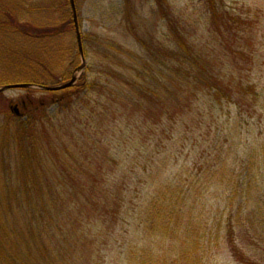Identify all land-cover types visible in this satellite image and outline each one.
I'll return each instance as SVG.
<instances>
[{"label": "trees", "instance_id": "16d2710c", "mask_svg": "<svg viewBox=\"0 0 264 264\" xmlns=\"http://www.w3.org/2000/svg\"><path fill=\"white\" fill-rule=\"evenodd\" d=\"M121 1L119 31L144 56L114 40L81 34L84 57V43L101 50L99 70L83 69L73 86L45 91L60 94L45 106L57 104L53 118L62 123L40 153L22 144L34 140L25 133L35 126L29 112L21 115L23 127L29 126L19 144L0 142V264H216L221 245L230 248L228 258L236 264H252L249 258L260 263L264 117L252 115L250 101L264 83V55L254 62L264 47L256 41L259 29L248 22L253 13L203 0L213 44L208 40L199 51L190 46L167 14L169 44L153 51L134 23L136 6ZM155 4L165 14L162 3ZM262 19L260 25L264 13ZM67 36L76 41L68 0H0V69L9 72L0 75V87L68 82L72 72L63 67L72 68L78 50L53 48ZM259 72L255 85L251 76ZM224 107H236L246 118H235L229 129ZM220 110L225 120L216 117ZM99 113L109 130L105 147L88 130L87 122ZM184 154L178 168L172 157ZM158 162L167 163L164 173L171 176L178 169L193 172L195 183L164 179ZM85 219L88 234L81 228ZM109 241L117 248L108 252Z\"/></svg>", "mask_w": 264, "mask_h": 264}, {"label": "rangeland", "instance_id": "374dc122", "mask_svg": "<svg viewBox=\"0 0 264 264\" xmlns=\"http://www.w3.org/2000/svg\"><path fill=\"white\" fill-rule=\"evenodd\" d=\"M58 2L60 3L61 0H58ZM74 2L76 7L77 22L82 35H84V33H88L89 36L94 35L95 37L97 36L105 37L107 41L114 40L119 44H121L122 46H124L125 50L134 52L137 58H139L140 55L144 56V52L140 51L137 46L133 45V43L130 40V37H123L121 33L122 30L119 31L118 22L121 20V16H119L118 13H120L121 5H122L121 0H74ZM155 2L156 0H132V3H134V6H136V9L138 11L134 23L135 24L139 23V26L141 27V32H146L145 41L146 42H149L148 40L151 41L150 48L153 49V51L157 47H162L160 43H162L164 46L169 44V40L167 39L169 34L168 27L165 26V21H164L166 20L164 19L165 18L164 16H167V14L170 17H172L171 19L168 16L171 23H173L176 26V28L179 29L181 38L186 39L190 46L191 45L194 46V44L199 46L198 48L199 51L201 45L204 42L209 40L210 43L209 45L213 44L211 42V37L215 36L216 34L213 32L210 22L208 21L209 17L206 13L205 4L203 0H159V7H161V3H162L165 14H162L157 4H155L154 6ZM223 2L227 4L226 7L232 8V9L227 8L231 10L230 12L232 11L238 12L241 8H243L245 11L249 10L251 13H253V18L249 17L248 22L251 23L252 26H256L257 29H259L256 30L257 33L256 41L259 47L260 46L264 47V43H262V40L264 39L262 38L264 35V22L262 21V24L260 25V20H263L262 18L264 13V0H223ZM260 15L262 18H260ZM52 19L53 18H51V21ZM58 20L59 22L64 21L65 23H68V21L62 18H58ZM261 26L263 28H261ZM92 39H90V41ZM72 42H74V44ZM20 44L23 46L27 43L20 42ZM53 45H54L53 48H57L58 46L61 45V47H66V49H71L74 46V49L72 50V54L76 53L77 50L76 41L74 38L71 41L70 36H67V39L61 42L53 43ZM82 45H83V49L87 54V57H84L85 59L84 70L87 73L90 69L93 68V70L91 71L96 72V70L99 69L95 65L96 62L95 60L97 56L103 57L101 50L100 51L96 50L95 47H93L92 44L90 43H84ZM32 47L33 49H35L34 46ZM257 48L255 47V50H257ZM3 49H5V47L0 48V50ZM261 51L262 49L258 54L259 55L258 58L254 61L257 65L258 62L261 63L262 57L264 55V51L262 52ZM72 54L68 53L66 54L65 57L69 58L71 57ZM20 56L23 55L21 54ZM139 59H137V61H139ZM81 64H82V59L80 57H77L75 58L72 68H70L72 64H69L64 66L63 69L68 73L71 72L73 73V71L76 68H78ZM84 70L82 72L77 73L76 76L81 77L83 75ZM121 70H123V67L121 68ZM257 70H260V68H257ZM3 72L9 73L8 71H3L0 69V75H2ZM121 72L122 73L125 72L128 74V71H121ZM262 73H264V69ZM261 75L262 74L260 72L257 73L256 75L252 73L251 77L252 79H254L253 84L258 85V81ZM92 77L94 78L95 74L92 75ZM246 85H248V83H246L244 86ZM51 87H56V85L55 86L53 85ZM254 94L256 95V100L250 101L251 105H253L252 115L253 116L256 115L255 117L258 118L260 116L264 117V83L262 81H261V87L257 88ZM57 96H55L56 97L55 98L51 94H47L45 91H41L33 88L29 90L21 89V90H8L2 92L0 94V142L7 140L9 142H12L11 143L12 145H15V143L17 145L19 144L17 141L19 140L20 135H23V131L27 130L28 129L27 127L29 126L28 125L23 127V123L25 122L24 121L25 117H21V115L24 112H29L28 114L30 115L29 116L30 119L34 120V123H30V124L32 126L34 125L35 126L34 127L30 126L25 133L27 137L28 136L34 137V140L31 142V140L27 139L28 144H25L24 142H22V144L24 148L25 146L28 148L29 152H31L32 150L31 146L33 148H36L37 154H39L40 153L39 147L41 146L42 143H46L48 136L51 134L52 128L53 130H55V128H58L60 123H62L60 121H56V119L53 118L59 106L57 104H52V106L50 107L45 106V104L50 100L57 101L58 99ZM14 106L19 112L18 115H15L12 111V108H14ZM73 110H74L73 114L77 115L76 108L75 109L73 108ZM223 111L225 114L226 113L230 114L228 115L229 123H230L228 126L229 129H231V124L235 123V118L240 121H241L240 117L246 118L245 114L244 116L238 115V110L236 107L235 108L224 107ZM223 111L220 110V113H217L216 117L217 115H221L222 120H225L226 116H224ZM14 115L17 118L12 117ZM97 116L98 117L96 118L95 122H91L89 120L87 123L89 125L88 130H90V133L92 134L91 136L92 139L97 143L101 144L104 143L105 135H107L109 130H106V128L104 130V124H103L104 121H102L103 119L101 118L100 113ZM213 140L216 142L214 138ZM102 146L105 147V143ZM112 152L114 153V150H112ZM185 155L186 154L182 155L181 157H175V156L172 157V163L177 165L178 168L181 167L180 165L185 163V160H183V157L185 158ZM167 160L168 161L170 160L169 155L167 157ZM129 163L132 165V162ZM158 163L162 165L161 167H163V169L159 170V173L164 175V179L168 178L170 180L172 179L178 181L183 180L188 186H192L193 183H195V181L193 180L194 177L193 172L186 175L188 170L178 169V172H175L174 176H171L168 170L164 173L167 163L165 162L164 163L158 162ZM71 164L75 167L80 165L78 163L74 164V162ZM100 166L101 165L99 164L98 167ZM95 175H98V173L96 172ZM104 179H105L104 177L102 178V177H93V176L89 178V180L92 181L94 180L95 182L96 181L100 182ZM68 196L70 197L71 195L69 194ZM89 222L90 220L88 219L83 220L82 223L83 225L81 227L84 228L82 230H84L87 234L91 230L90 225L86 226L87 224H89ZM96 236L92 235L93 238H95ZM120 243L121 241L118 242V244ZM114 248H117L116 244L112 241H109L108 252L115 250ZM219 252L220 253L217 254L218 257L216 258V264H236L234 261L228 258L230 255V248H228L226 245H221ZM249 259L251 261L250 263L252 264H264V258L260 259L261 260L260 263L257 262L256 259L255 260H251V258ZM102 262L103 264H105L104 261ZM112 264H122V263L112 261Z\"/></svg>", "mask_w": 264, "mask_h": 264}, {"label": "water", "instance_id": "95a60500", "mask_svg": "<svg viewBox=\"0 0 264 264\" xmlns=\"http://www.w3.org/2000/svg\"><path fill=\"white\" fill-rule=\"evenodd\" d=\"M70 2V5H71V8L74 10V5H73V0H69ZM77 43H78V49H79V53L82 57V49H81V45H80V40H79V36H77ZM82 61H83V58H82ZM83 68V64L81 65V67L79 69ZM75 81V77H72L71 81L65 85H61V86H58V87H53V88H39V89H43V90H46V91H59V90H62V89H65V88H68L70 87ZM29 85H13V86H6V87H2L0 88V92H3V91H6V90H9V89H20V88H28Z\"/></svg>", "mask_w": 264, "mask_h": 264}]
</instances>
